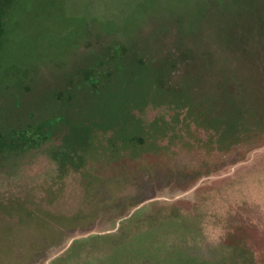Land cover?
<instances>
[{"label":"rangeland","instance_id":"374dc122","mask_svg":"<svg viewBox=\"0 0 264 264\" xmlns=\"http://www.w3.org/2000/svg\"><path fill=\"white\" fill-rule=\"evenodd\" d=\"M0 264H264V0H0Z\"/></svg>","mask_w":264,"mask_h":264}]
</instances>
